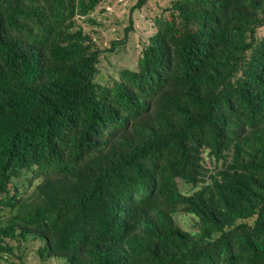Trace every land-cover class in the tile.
<instances>
[{
	"label": "trees",
	"instance_id": "obj_1",
	"mask_svg": "<svg viewBox=\"0 0 264 264\" xmlns=\"http://www.w3.org/2000/svg\"><path fill=\"white\" fill-rule=\"evenodd\" d=\"M103 1L0 0V254L264 264V0H171L100 85L147 3L99 48Z\"/></svg>",
	"mask_w": 264,
	"mask_h": 264
},
{
	"label": "rangeland",
	"instance_id": "obj_2",
	"mask_svg": "<svg viewBox=\"0 0 264 264\" xmlns=\"http://www.w3.org/2000/svg\"><path fill=\"white\" fill-rule=\"evenodd\" d=\"M137 0H104L92 14L96 24L85 25L83 29L89 34L99 48H107L111 41H119L124 37L123 29L128 25L130 8ZM171 0H147L145 8L131 14L133 29L123 46H119L113 53H104L97 64L95 82L100 85L110 84L117 79L121 70L135 69L139 52L148 38L154 33L153 18L159 15L163 7ZM209 167V165H207ZM193 219H180L181 226L186 230L194 231ZM36 243L23 245L15 250L11 256L0 254V264H66L63 259H40L36 253ZM20 257L21 259H19Z\"/></svg>",
	"mask_w": 264,
	"mask_h": 264
}]
</instances>
